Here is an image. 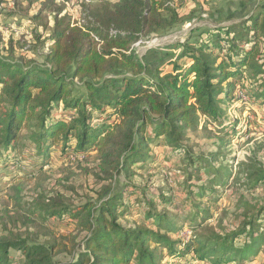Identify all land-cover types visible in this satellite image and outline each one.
Instances as JSON below:
<instances>
[{
  "label": "trees",
  "instance_id": "obj_1",
  "mask_svg": "<svg viewBox=\"0 0 264 264\" xmlns=\"http://www.w3.org/2000/svg\"><path fill=\"white\" fill-rule=\"evenodd\" d=\"M175 4L176 0L106 2L83 23L60 8L46 39V65L0 58V160L5 152L17 150L24 130L25 140L42 160L48 159L55 143L66 151L75 149L76 155L96 149L98 169L113 183L120 175L130 179L134 165L151 157L150 145L160 146L163 137L169 146L183 147L187 130L199 116L224 121L228 102L220 95L232 102L240 92L247 99L264 101V8L237 23L210 28L199 41L179 44L182 50L170 62L172 71L151 70L135 44L177 27L181 17ZM191 159L197 174L211 164L201 157ZM131 186L129 181L98 207L96 202L79 207L54 200L37 203L44 216L78 219L77 232L90 233L84 237V248L73 232L68 243L53 234L44 242L10 235L0 237V264H130L134 259L155 264L162 254L158 256L152 241L168 249L170 256L179 243L178 258L192 254L194 260L218 264L244 259L264 240L258 219L228 236L197 233L186 242L160 231L128 228L118 221L122 204L117 201ZM153 215L169 219L150 209ZM241 235H247L248 242L235 246L234 238ZM11 249L21 250L23 258L13 261ZM62 253L70 258H57Z\"/></svg>",
  "mask_w": 264,
  "mask_h": 264
},
{
  "label": "rangeland",
  "instance_id": "obj_2",
  "mask_svg": "<svg viewBox=\"0 0 264 264\" xmlns=\"http://www.w3.org/2000/svg\"><path fill=\"white\" fill-rule=\"evenodd\" d=\"M120 1L2 0L0 58L46 65V39L54 25L55 12L61 8L63 14L83 23L100 4ZM175 6L181 17L177 27L135 44L151 70L172 71L170 62L182 50L179 44L199 41L210 28L247 19L264 8V0H176ZM254 87L249 88L251 96H255ZM234 96L230 102L226 95H220L228 102L223 107L224 121L199 116L187 130L183 147L175 149L163 137L160 146L150 145L152 158L134 165L130 179L120 175L113 183L100 173L96 149L76 155L75 149L66 151L55 143L48 159L42 160L35 146L25 140L23 130L17 150L5 152L0 160V237L18 235L31 242H44L53 234L58 241L68 243L73 232L78 241L82 240L80 248H84V237L90 233L77 232L78 219L44 216L35 205L54 200L70 207L96 202L98 207L110 195L122 192L129 181L133 186L117 201V205L122 204L118 221L128 228L160 231L171 240L186 242L197 233L228 236L248 229L246 223L258 219L264 233V101L247 99L240 92ZM199 157L211 164L197 174L191 158L198 161ZM150 209L167 215L168 221L159 219V215L149 216ZM246 239L247 235H241L234 238L233 244L244 247ZM150 244L158 256L162 254L155 264H215L210 259L194 260L192 254L178 258L179 243L171 256L168 249L154 241ZM64 254L57 258L68 260L69 254ZM10 257L18 262L23 258L22 251L11 249ZM130 264L138 263L134 259ZM218 264H264V240L244 259Z\"/></svg>",
  "mask_w": 264,
  "mask_h": 264
}]
</instances>
